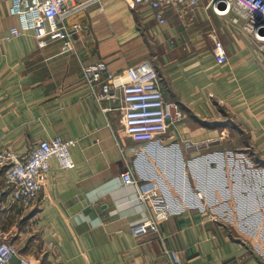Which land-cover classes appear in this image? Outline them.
<instances>
[{
    "label": "crops",
    "instance_id": "obj_1",
    "mask_svg": "<svg viewBox=\"0 0 264 264\" xmlns=\"http://www.w3.org/2000/svg\"><path fill=\"white\" fill-rule=\"evenodd\" d=\"M207 1L165 6L159 24L151 9L128 0H94L67 19L82 28L74 48L61 52L60 39L33 30L6 38L18 21L10 0H0V147L25 152L49 136L77 139L74 166L59 169L51 157L32 207L10 202L0 173V235L19 255L35 264H174L166 251L173 249L180 264H261L252 243L215 221L225 210L208 209L200 191L169 179L178 162L185 169L196 155L249 146L264 156V44L232 30ZM213 36L225 46L224 63L211 52ZM144 61L181 115L142 143L124 130L119 86L124 69ZM97 62L115 73L114 101L86 94L82 68ZM127 166L137 186L121 181ZM154 185L175 211L158 227L133 230L153 213L137 188Z\"/></svg>",
    "mask_w": 264,
    "mask_h": 264
},
{
    "label": "built area",
    "instance_id": "obj_2",
    "mask_svg": "<svg viewBox=\"0 0 264 264\" xmlns=\"http://www.w3.org/2000/svg\"><path fill=\"white\" fill-rule=\"evenodd\" d=\"M94 0H10L8 11L16 16L17 25L12 26L6 38L33 30L40 38L48 36L60 39L61 52L74 48V35L82 28L78 20L67 19L83 10ZM198 0H128L131 5H141L152 10L159 24L165 23L164 7L170 5L193 6ZM225 5L224 8L220 4ZM206 8L214 14L228 17L232 30L264 44V0H208ZM185 8V7H184ZM211 52L217 63L227 60L225 46L217 36L212 37ZM103 69L105 75L103 76ZM83 80L86 94L97 101H114L118 98L117 85L113 82L115 73L106 69L103 62L84 65ZM125 82L119 86V106L125 132L135 142H151L166 132L168 125L181 115L180 109L172 102L165 101L162 85L156 69L144 61L124 69ZM173 107V110H172ZM76 138L59 135L40 139L25 152H18L8 146L0 147V173L6 185L10 202L24 208L36 203L49 170V159L54 157L59 169L74 166L71 148ZM126 185H138L137 178L127 166L120 173ZM154 185L149 192L137 188L138 199H149L153 207L152 215L134 224L133 230L147 226L158 227L175 209L164 200ZM4 190V189H3ZM2 189L0 188V198ZM174 264H180L179 255L173 249L167 250ZM13 258H16L14 263ZM0 264H35L25 255H19L14 243L0 235ZM264 264V258L261 262Z\"/></svg>",
    "mask_w": 264,
    "mask_h": 264
},
{
    "label": "rangeland",
    "instance_id": "obj_3",
    "mask_svg": "<svg viewBox=\"0 0 264 264\" xmlns=\"http://www.w3.org/2000/svg\"><path fill=\"white\" fill-rule=\"evenodd\" d=\"M207 157L196 155L185 160V169L178 162L173 171L167 172L172 175L169 179L177 184L189 183L195 193L200 191L201 203L208 209L225 210L223 215L227 216L216 217L215 221L224 223L227 228L237 231V236L252 243L254 251L263 260L264 156L243 146L241 150L232 149L231 154L221 152L212 159ZM165 163L169 164L168 161ZM252 232L256 234L254 239Z\"/></svg>",
    "mask_w": 264,
    "mask_h": 264
},
{
    "label": "water",
    "instance_id": "obj_4",
    "mask_svg": "<svg viewBox=\"0 0 264 264\" xmlns=\"http://www.w3.org/2000/svg\"><path fill=\"white\" fill-rule=\"evenodd\" d=\"M220 7H221V8H224V7H225V5H224L223 3H221V4H220Z\"/></svg>",
    "mask_w": 264,
    "mask_h": 264
}]
</instances>
